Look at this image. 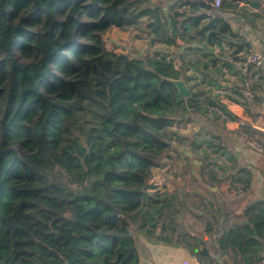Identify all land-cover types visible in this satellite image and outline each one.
Wrapping results in <instances>:
<instances>
[{
    "label": "trees",
    "instance_id": "1",
    "mask_svg": "<svg viewBox=\"0 0 264 264\" xmlns=\"http://www.w3.org/2000/svg\"><path fill=\"white\" fill-rule=\"evenodd\" d=\"M148 1L0 0V86H6L4 99L0 91V264H139L130 221L141 212L147 233L155 236L158 227L175 230L166 214L178 215L177 198L150 192L149 175L168 145L165 130L177 120H190L194 112L207 135L180 137L201 149L206 166L230 172L242 186L231 185L239 194L264 179L235 156L252 128L219 99L204 94L202 108V94L192 92L187 108L171 82L181 77V68L158 55L117 54L103 46L99 33L137 25L150 13L149 6L142 7ZM26 9L31 16L20 17ZM207 17L182 21L181 36L195 27L211 46L227 42V23L211 18L202 25ZM149 29L154 35L166 33L158 19ZM209 106L239 122V129L204 126L199 114ZM203 142L212 145L210 153ZM194 180L199 186L207 183L200 175ZM211 221L207 234L218 225L213 214ZM157 238L173 242L171 233ZM190 239L194 244L189 245L197 246L198 240ZM214 247L219 255H230V263L223 264H261L264 198L246 202L242 220L218 232ZM195 255L212 264L203 242Z\"/></svg>",
    "mask_w": 264,
    "mask_h": 264
},
{
    "label": "rangeland",
    "instance_id": "2",
    "mask_svg": "<svg viewBox=\"0 0 264 264\" xmlns=\"http://www.w3.org/2000/svg\"><path fill=\"white\" fill-rule=\"evenodd\" d=\"M146 6H149V8H151V11H154L156 9H160V7H165V4H163L161 0H149L148 2L142 4V7ZM21 16L24 18L31 16V10L26 9L25 11L20 12V17ZM18 19L16 20V22L18 21ZM147 19L148 21H150L149 18ZM81 20L83 22L88 21V19L84 16L81 17ZM141 23H146V21H141ZM144 29H148V34L150 36L148 38L141 39L143 45L140 47H135L134 50H136L137 52H135L134 56L138 55L143 58L152 57L156 54H158V56H160V54L167 56V60L171 61V63L176 66V69H182V76L187 79L186 84L191 89V91L193 90L198 94H202L200 97H198L202 108L206 106L204 94L211 98L219 99L220 101L230 98H232L231 100H235L234 98H240V96L243 95V98L248 97L247 99L249 100V102H252L253 91H255L256 85H258L260 79H262L261 76L259 77V72L257 70L259 68L254 69L252 67H248L244 71L246 75H244L243 71L240 69L238 80L241 86H236L234 85L235 80L231 79V77L229 76H224L225 73L222 71L224 68L228 71L226 60L222 62L225 57L219 59V61L216 62L215 65H211L210 62L203 63L202 61H196V58L191 59V55H188L189 53L192 54V49H190V45H188L187 47V43L184 39L180 38L181 40L179 39V41L172 46L168 44V47L166 40H168L169 38L175 40L179 30L177 31V34H175L174 32L169 31L170 28H168V31H166L164 35H162L161 33L154 35L150 34L151 31L147 25L146 28L144 27ZM26 30L28 29L26 28ZM35 31V29L32 30V32ZM106 31L99 33L98 35L104 47L105 44L103 42V39L105 38H103V34ZM136 34L137 36H144V33L142 31H138ZM78 41L81 42L83 41V39L79 36ZM197 50L200 49L198 48ZM13 52L18 61L23 62V58L21 57L19 50L17 48H14ZM199 53L204 54V50H200ZM237 58V61L240 62L241 57L237 56ZM205 64L207 65V68H204ZM215 76L217 78L214 81L213 78H215ZM213 81L223 82L221 83L222 87H216L212 84ZM225 83H229V86L227 87ZM236 88H240L243 93L241 95L238 94L235 90ZM226 89L229 90L226 91ZM0 91L3 92L4 99L6 95V86H0ZM245 91H248V93L246 94ZM231 92L235 93L233 94L234 96L229 95V93ZM184 100L186 103L187 99ZM186 107L189 108L187 104ZM3 108L4 105H2L1 110H3ZM197 114L194 112V114L189 117L191 119L188 121L177 120L171 127H168L165 130L163 140L168 145L166 146L165 153L158 157L157 165L150 171L149 180L154 188L149 191L157 192V196H159V198H171L173 196H176L177 198L174 204L175 208L178 209V215L177 212L174 213V215L176 216H171L169 213L166 214V220L172 222V226L175 228V230L173 232H170L169 229H166L163 232H161L160 230L162 235L171 233L173 241L172 243H175V241L181 243L184 237L186 238L187 236H192L193 238H196L198 240L196 247H200L201 243L203 242L202 240H206L204 244L206 245L207 243L211 245V249H213L214 247L212 245V242L213 240L215 241L214 234H216V231L214 229L218 230V227L216 228V225H213L214 227L211 228L210 233L207 234L206 231L208 222L212 220V214L214 215L217 222L224 218H228L227 222H229V224L232 221H238L240 219L238 217L240 216L238 215V211L242 209V204H244L245 202L244 200L249 202L251 200L250 198H253L254 196H260L259 193L263 189L261 188V186H264V179H257L254 182V189L251 186L249 187V189L245 187L246 192L239 194L238 191L231 189V185L237 186L238 188H241L242 186L235 182V180L231 177L230 172H223L221 168H218L214 164L206 166V160H200V156L202 155L201 152H198L200 154H198V156L197 154L194 155V157H196L195 165L192 163V160H194L193 158L189 162L185 161L186 154H184L183 152L186 151L187 154L191 153L193 152V148H187L189 141L180 136H190L195 133V139L199 140L202 135H207L205 131L201 127H199V120L198 122H195V117L197 116ZM199 115L204 118L202 124L206 127H209V125L211 124L222 125V119L220 118L223 117V115L219 110H215L213 107H207V110ZM198 118L200 117L198 116ZM208 139H210V137H208ZM202 148H204L206 152L210 153L212 145H207L205 142H203ZM167 152L170 154V158L165 159L164 156ZM247 153L250 155L255 154L251 150H248ZM171 155H173L172 159ZM216 157L222 160L225 165H231V162H227L221 155H217ZM210 167L219 171L220 176L207 181L208 189L205 188L204 190H202L195 182L194 174L191 175V171L195 170L196 172H198L197 175H200L205 179L207 176V170ZM257 183L258 185H256ZM177 186L181 188L180 191H176ZM209 204H211L212 209ZM240 214L242 217V211ZM141 216L144 217V214L140 212V214H138V216L134 219L135 221H130V228H132V230L136 229L139 232H142L145 228L148 229L147 226H142L141 223L140 227L138 221L139 218H142ZM168 221L165 224H167ZM187 239V242H192L194 244L191 239ZM160 250L161 249L156 247L154 242L149 243L147 246V252L153 254L155 258H158L160 256Z\"/></svg>",
    "mask_w": 264,
    "mask_h": 264
},
{
    "label": "crops",
    "instance_id": "3",
    "mask_svg": "<svg viewBox=\"0 0 264 264\" xmlns=\"http://www.w3.org/2000/svg\"><path fill=\"white\" fill-rule=\"evenodd\" d=\"M161 1L163 2V4H165V7L164 6L163 8L160 7V9L158 10L156 9L154 11H151L150 9V13L142 17L137 25L122 29L117 27H110L103 34V38H105L103 39V42L105 44V49L107 51H113L114 53L117 54L127 53L131 55H135V52H137L136 50H134L135 47H140L143 45L141 39L148 38L150 36L148 34V29H144V27L146 28V25L149 27V24L154 22V20L158 19L160 25L166 31H168V28H170L169 31L173 32V30H175L174 33L177 34V31L179 30L175 39L176 41L174 39L169 38L168 40H166L167 45L169 44L172 46L173 44L177 43L180 38L184 39L187 43V47L188 45L191 46L190 49H192V54L191 53L188 54L191 55V59L196 58V61H202L203 63H208V62L211 63L213 61L218 62L219 59L225 57V59H223L222 62L226 60L228 71L225 68L222 71L225 73L224 76H229L231 77V79L235 80L236 84L234 82V85L236 86L240 85L238 80V76L240 74L239 70L241 69L243 71V74L246 75L244 71L247 69L243 67L242 64H239L241 63V59L240 62L237 61L238 59L237 56L241 57V53L243 52L244 48L248 46H251L253 49L257 50L258 52L264 53V0H223V4L218 11H209L203 9L199 5H193L183 10L182 8H180V6H178L179 0H161ZM201 14L208 16L205 20L202 21V25L208 22V20L211 18H218L224 21L225 23H227L230 29V35H226L227 42H222L220 46L217 45L211 46L205 42L204 36L200 37V35L194 34V32L198 30L195 27H191L189 33H187V35H185L182 38L181 36L182 30L180 27L181 22L187 18L198 16ZM147 18H149L150 21H148ZM141 21H146V23H141ZM138 31H142L144 33V36L143 37L140 35L137 36L136 33ZM150 34L152 33L150 32ZM169 40L171 43L168 42ZM198 48L201 51L204 50V54H200L199 53L200 50H197ZM160 56L165 57L167 59V56H164L162 54H160ZM174 67L176 68L175 65ZM257 70L259 72V77L261 76L262 79H260L258 85H256L255 91H253L252 102H249V100L247 99L248 97L243 98V95H241L243 92L240 88L235 89L237 93L241 95L240 98H234L235 100L233 101L232 100L230 101V99H224L221 102L226 105L227 109L230 112H232L234 115H236L239 118L240 122L247 123L252 128L254 134L258 136L259 135L264 136V132H263L264 131V66ZM216 78L217 77L215 76L213 80H216ZM225 84H227L226 85L227 87L229 86V83H225ZM227 90L229 89H226V91ZM192 92L194 91L192 90ZM233 94L235 93L234 92L229 93V95L231 96H234ZM236 100H238L239 103H236L235 102ZM220 119H222L221 120L222 125L221 124L218 125L221 127H225L226 130L236 131L239 129V122L232 121L228 118H225L224 116L221 117ZM188 141L189 142L187 148L192 147L193 152L188 154L186 151L183 152L184 154H186L185 161L189 162L193 158L194 160H192V163L195 165L196 157H194V155L197 154L198 156V154L200 152L202 153V151L200 148L197 149L193 145H191L190 140ZM241 145L242 146H239L238 152L235 155L236 158L238 159V162L241 165L251 164L255 166V168H257L264 175V156L258 155L252 149L251 150L255 154L248 155L246 150L250 148L244 146L242 143ZM172 156L173 155H171V159ZM191 173H192L191 175L194 174L196 176L198 172L192 170ZM206 174H207L205 178L206 182L220 176V172L211 167L207 170ZM199 187L202 190H204L205 188L208 189L207 183ZM261 188L263 189L260 191L259 197L264 198V186H261ZM178 189L179 187L177 186L176 191ZM259 197L254 196L253 198H259ZM244 201L245 204L247 201L246 200ZM244 204H242V206ZM145 209H147V206H145ZM241 211L242 209L238 211V215H240L238 216L240 218L238 221L235 222L232 221L230 224L229 222H227L228 218L227 219L224 218L218 221V225L215 226L216 228L218 227V230L214 229L216 231V234H214V238L218 236V232H220L221 230L230 228L235 223L240 222L242 220L240 214ZM144 217L139 218L138 221L139 225L142 222V220H144ZM146 226L147 225H145V227ZM146 230H149V227L148 229L145 228L142 232H139L136 229L132 230L139 242V246H138L140 251L139 264H204V262H200L195 255V250H197V247L196 246L191 247V245L189 244H191L192 242H187L188 241L187 238L190 239V237L192 236L186 237L187 239L186 243H182V242L167 243L157 238L161 234L160 231L158 235L156 234L155 231L154 232L155 236H153L151 233H147ZM202 241L203 243H205L206 240H202ZM151 242H154L156 247L161 249L159 251L160 256L158 258H155L153 254L147 252V246ZM212 245L214 247L215 245L214 240L212 242ZM206 248L209 249L212 258L211 260L212 264H223V262L230 263V255H224V256L219 255L218 253H216L215 247L211 249V245L207 243H206ZM261 264H264V260L262 261Z\"/></svg>",
    "mask_w": 264,
    "mask_h": 264
},
{
    "label": "built area",
    "instance_id": "4",
    "mask_svg": "<svg viewBox=\"0 0 264 264\" xmlns=\"http://www.w3.org/2000/svg\"><path fill=\"white\" fill-rule=\"evenodd\" d=\"M222 4L223 0H179L178 2V6L183 10L193 5H199L209 11H218ZM241 64L245 68H261L264 66V53L258 52L251 46H248L241 53ZM245 93L247 94L248 91H245ZM241 143L258 155L264 156V136H258L254 133L249 136L245 135L241 138Z\"/></svg>",
    "mask_w": 264,
    "mask_h": 264
},
{
    "label": "water",
    "instance_id": "5",
    "mask_svg": "<svg viewBox=\"0 0 264 264\" xmlns=\"http://www.w3.org/2000/svg\"><path fill=\"white\" fill-rule=\"evenodd\" d=\"M172 84L176 88L177 93L183 98V99H188L191 96V89L187 86L186 82L182 78V75L179 79H174L171 80ZM227 85V84H226ZM187 106L190 108V103L189 101L186 102ZM199 118L198 116L195 117V122H198ZM160 231V228L158 227L156 229V234L158 235Z\"/></svg>",
    "mask_w": 264,
    "mask_h": 264
}]
</instances>
